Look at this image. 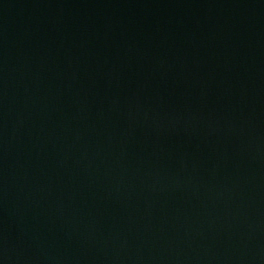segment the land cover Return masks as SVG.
I'll list each match as a JSON object with an SVG mask.
<instances>
[{
  "label": "water",
  "instance_id": "obj_1",
  "mask_svg": "<svg viewBox=\"0 0 264 264\" xmlns=\"http://www.w3.org/2000/svg\"><path fill=\"white\" fill-rule=\"evenodd\" d=\"M0 264H264V0H0Z\"/></svg>",
  "mask_w": 264,
  "mask_h": 264
}]
</instances>
